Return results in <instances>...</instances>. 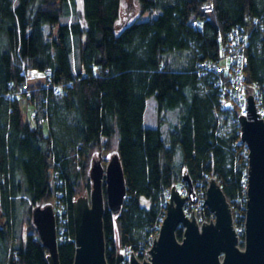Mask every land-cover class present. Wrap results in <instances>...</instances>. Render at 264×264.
<instances>
[{"label":"trees","instance_id":"16d2710c","mask_svg":"<svg viewBox=\"0 0 264 264\" xmlns=\"http://www.w3.org/2000/svg\"><path fill=\"white\" fill-rule=\"evenodd\" d=\"M126 2L0 0L2 264H47L31 216L49 199L65 204L68 238L57 242V255L59 264H72L71 202L90 191L94 151L112 147L126 193L118 213L104 207L107 264L123 247L136 252L147 245L172 184L185 182L188 192L183 175L192 186L189 202H199L214 178L234 225L244 221L247 158L238 113L220 100L216 73L200 76L196 63L216 60L217 35L243 24L245 81L264 84V0H133L129 15ZM148 97L153 126L144 124ZM199 215L211 218L206 206Z\"/></svg>","mask_w":264,"mask_h":264},{"label":"water","instance_id":"95a60500","mask_svg":"<svg viewBox=\"0 0 264 264\" xmlns=\"http://www.w3.org/2000/svg\"><path fill=\"white\" fill-rule=\"evenodd\" d=\"M256 109L249 91L247 118L244 114L238 117L240 140L248 149L242 245L234 229L230 204L214 178L210 177L203 199L213 219L199 225L193 210L190 216L185 214L183 205L187 199L193 201L194 196L189 177L183 175L181 180L189 184L188 195H181L172 184L158 235L147 250L149 259L139 261L131 252L128 264H264V121L257 117ZM89 178V195L77 196L71 202L75 244L72 264H107L104 207L118 213L126 193L118 154L103 167L99 151H94ZM31 219L40 242L47 248V264H59L51 204H36ZM178 228L180 238L176 235ZM114 264H123L118 251Z\"/></svg>","mask_w":264,"mask_h":264},{"label":"built area","instance_id":"2783aa9c","mask_svg":"<svg viewBox=\"0 0 264 264\" xmlns=\"http://www.w3.org/2000/svg\"><path fill=\"white\" fill-rule=\"evenodd\" d=\"M204 11H209L210 6L206 5L203 8ZM198 23L197 20H192L191 25H196ZM217 40L219 41V55L216 60L212 59H203L199 60L196 63V67L200 76L205 75L209 71H213L216 73V78L214 79V85L219 88V97L220 100L228 106V103H233L238 117L241 114H244L247 118L246 112V96L250 91L253 97L254 106L257 108L255 112L259 113L258 118H262L264 121V84H260L258 82L248 83L245 81L244 76V67L246 64L245 59V48L248 41V31L245 25L239 24L232 27L228 30L224 35L218 34ZM46 75V84H49V75L50 70H45ZM23 90L25 91L26 96L30 95V90L28 86L25 84L23 85ZM53 90L55 94L60 93V87L58 85H53ZM34 116V112H33ZM43 120L42 117H38V121L41 122ZM243 145L242 152L244 155L248 156V149L244 142L241 140L239 141ZM246 179V176H245ZM176 188L180 192L181 195L185 196L188 195L187 188L185 182H178ZM205 195V193H204ZM203 198L200 199L197 203L189 202L187 199L183 205V210L185 214L190 216L192 214L196 218L197 223L200 225L203 221L207 222L212 220L214 215L211 213V218L209 220L203 219L199 213L201 210V206L203 205ZM246 200V196H245ZM245 203V202H244ZM51 207L53 210L54 220H55V234H56V241H64L68 238L66 233V217L64 216V209L65 204L61 202L59 199H53L51 203ZM231 207V206H230ZM245 209V206H244ZM163 217L160 218V221L154 226L151 233L148 235L147 245H142V250H137L136 252L132 251L129 247H123L119 253L122 255V263L128 264L130 259V253L132 252L133 255L139 260L142 261L148 260L150 256L149 252L147 251L150 249L153 243V237L156 238L161 226V221ZM233 219V217H232ZM245 221V217H244ZM244 221L241 225H234L235 232L237 234L239 244L243 243L244 239ZM240 244V245H241ZM140 254V255H139ZM148 255V256H147Z\"/></svg>","mask_w":264,"mask_h":264},{"label":"rangeland","instance_id":"374dc122","mask_svg":"<svg viewBox=\"0 0 264 264\" xmlns=\"http://www.w3.org/2000/svg\"><path fill=\"white\" fill-rule=\"evenodd\" d=\"M13 1L15 2L16 0H13ZM133 10H134L133 0H127L126 8H125L126 13L128 11V15H129L133 12ZM26 112L30 118V112H31L30 107L26 110ZM166 118H167V121H171V122L175 121L176 120V111L175 110L167 111L166 112ZM144 124L149 125V126H153L156 124L155 103H154L153 97H148L146 99V106H145V111H144ZM165 126H166V124L163 123L161 126L163 130L165 129ZM44 131L46 132V127H44ZM99 153H100L101 163H102L103 167H105L106 163L110 160V158L114 154H116V151H115V148L112 147L110 150L99 151ZM178 156H179V153L177 152V157ZM82 195L88 196L89 193L88 194L82 193L79 196H82ZM48 202L51 204L53 202V199H49ZM45 204H47V203H45ZM3 259H4V253H3L2 243L0 242V264H2Z\"/></svg>","mask_w":264,"mask_h":264}]
</instances>
